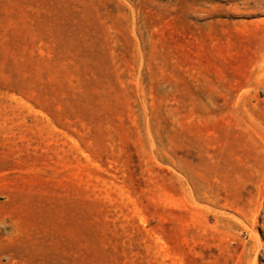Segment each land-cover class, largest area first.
I'll return each instance as SVG.
<instances>
[{
    "label": "rangeland",
    "instance_id": "374dc122",
    "mask_svg": "<svg viewBox=\"0 0 264 264\" xmlns=\"http://www.w3.org/2000/svg\"><path fill=\"white\" fill-rule=\"evenodd\" d=\"M0 264H264V0H0Z\"/></svg>",
    "mask_w": 264,
    "mask_h": 264
}]
</instances>
